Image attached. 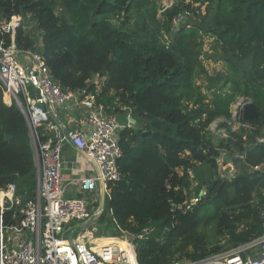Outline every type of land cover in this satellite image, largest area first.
Wrapping results in <instances>:
<instances>
[{
	"label": "trees",
	"instance_id": "obj_1",
	"mask_svg": "<svg viewBox=\"0 0 264 264\" xmlns=\"http://www.w3.org/2000/svg\"><path fill=\"white\" fill-rule=\"evenodd\" d=\"M165 1L172 5L160 13L153 0H0V21L23 20L20 52L44 58L62 89L98 90L107 114L134 121L119 132L121 178L109 185L97 226L109 237L125 232L138 264L196 261L264 234V176L251 170L264 162L256 141L264 130V0H186L205 4V14L177 31L172 18L193 9ZM134 14L139 31L128 28ZM204 39L229 67L207 92L197 84L210 79ZM239 97L255 106L256 119L214 136L210 125L229 120ZM222 152L233 157L230 176L218 171ZM35 178L27 123L4 104L0 85V189L16 184L32 197ZM3 221L10 224V212Z\"/></svg>",
	"mask_w": 264,
	"mask_h": 264
},
{
	"label": "built area",
	"instance_id": "obj_2",
	"mask_svg": "<svg viewBox=\"0 0 264 264\" xmlns=\"http://www.w3.org/2000/svg\"><path fill=\"white\" fill-rule=\"evenodd\" d=\"M171 5L169 1L159 12ZM193 20L195 13L185 9L172 18V30L182 25L190 28ZM19 29H24L19 15L0 21V85L4 104H15L27 123L36 187L32 197L18 193L16 184L0 189V264H138L135 247L125 232L109 237L97 226L99 193L104 190L106 204L110 199L109 185L121 178L118 137L122 129L129 127L130 116L124 125L107 114L98 102V90L92 93L87 88L62 89L52 80L44 58L17 49L15 36ZM19 54L25 55L22 63ZM100 81L95 78L94 83L98 85ZM74 113L81 116L87 130H66L61 122L71 123ZM42 130L44 133H40ZM63 141L86 157L90 169L83 177L61 178ZM256 141L264 144V130ZM251 170L264 176V162ZM70 189L79 195L67 196ZM5 212L11 213L10 224L3 221ZM80 224L85 227L67 239L65 232ZM101 238L122 244L96 243ZM173 264H264V234L196 261Z\"/></svg>",
	"mask_w": 264,
	"mask_h": 264
},
{
	"label": "rangeland",
	"instance_id": "obj_3",
	"mask_svg": "<svg viewBox=\"0 0 264 264\" xmlns=\"http://www.w3.org/2000/svg\"><path fill=\"white\" fill-rule=\"evenodd\" d=\"M156 2L157 5L161 6H165L168 5V2L165 0H153ZM185 1V4L190 5V8H192L193 12L195 13V20L192 21L196 22V21H200L201 17L205 14V4L204 5H200V4H196V3H192L190 1ZM28 22H29V26H28ZM140 21H138L136 19V15H133V21L131 22L130 25H128V28L133 30V31H139L140 30V25H139ZM25 25L28 26V28L30 30L33 29L34 25L33 23L28 19L27 20V24L25 23ZM212 40L211 39H204V45H203V52H202V56L201 59L203 61V65L204 68L206 70V73L208 75V78L205 77H201L197 80V84L200 85L203 89V91L207 92V87H212V86H217V85H221L223 84L224 80H225V76L228 74V70L229 67L226 65V63L221 59V60H217L215 61L214 58L215 54L213 53V49H212ZM25 55L23 54H19L18 58H19V62L22 63L23 61V57ZM219 78V79H218ZM239 100H242L240 103H238L237 101L232 105L231 108V118L227 121H224L222 119H217L215 121L212 122V124L210 125L209 130L211 131V133L216 136V137H220V138H224L227 136L228 131H233L236 129H239L240 127H242V125H244L242 123L241 117H242V113H243V107L244 105H246L248 102V100H245L244 98L239 97ZM232 114H235V117H233ZM114 117H116L118 120H120V115L117 114H110ZM225 124V125H223ZM248 132V131H247ZM224 153L227 152H222L220 155V158L218 159V171L221 175L225 176V175H231L233 173H235L237 171V169L231 164L229 166V168L225 169L222 168L221 165V157ZM195 201L193 200V203ZM103 211L98 212V216L102 214ZM85 226V225H84ZM81 229L75 231V233L77 234ZM109 238H101L100 240H106ZM100 240H97L96 243H99ZM114 241V240H112ZM221 244L227 245L226 240L223 239L221 242ZM225 248H228V246H225ZM183 261H186V259H182Z\"/></svg>",
	"mask_w": 264,
	"mask_h": 264
},
{
	"label": "crops",
	"instance_id": "obj_4",
	"mask_svg": "<svg viewBox=\"0 0 264 264\" xmlns=\"http://www.w3.org/2000/svg\"><path fill=\"white\" fill-rule=\"evenodd\" d=\"M81 116L79 117L78 113H74V120L70 123H64L61 122L64 127H66V130L69 128L73 129H83L87 130L88 128L85 126L84 123H82ZM76 125V126H75ZM60 157L62 161V169L60 171L61 178L66 180L68 178H76V177H83L85 173L90 169V165L87 163L86 157L83 153L78 151L76 148H74L69 142L63 141L60 146ZM79 194L75 192L73 189L69 190L67 192V196L70 197H76ZM100 197V196H99ZM99 202V198H98ZM85 226L82 224L80 225H74L73 227H70L65 232V237L68 239L75 237L77 234L75 231L79 229H83ZM80 230V231H81ZM79 231V232H80ZM101 244H108V241H102Z\"/></svg>",
	"mask_w": 264,
	"mask_h": 264
},
{
	"label": "water",
	"instance_id": "obj_5",
	"mask_svg": "<svg viewBox=\"0 0 264 264\" xmlns=\"http://www.w3.org/2000/svg\"><path fill=\"white\" fill-rule=\"evenodd\" d=\"M256 116H257L256 108L251 102L244 105L242 119L245 122H253L256 119ZM133 124H134V121L130 119L129 127H133ZM232 161H233V157L228 153L223 154L221 157V165L224 167L230 165ZM99 196H100L99 197V209L104 210L105 203H104V190L103 189H101Z\"/></svg>",
	"mask_w": 264,
	"mask_h": 264
},
{
	"label": "bare ground",
	"instance_id": "obj_6",
	"mask_svg": "<svg viewBox=\"0 0 264 264\" xmlns=\"http://www.w3.org/2000/svg\"><path fill=\"white\" fill-rule=\"evenodd\" d=\"M102 241H108V244L111 243V242H116V243H119V244H122L120 241H112L110 238L109 239H106V240H100L99 243H101Z\"/></svg>",
	"mask_w": 264,
	"mask_h": 264
},
{
	"label": "clouds",
	"instance_id": "obj_7",
	"mask_svg": "<svg viewBox=\"0 0 264 264\" xmlns=\"http://www.w3.org/2000/svg\"><path fill=\"white\" fill-rule=\"evenodd\" d=\"M248 103H249V102H248ZM241 118H242V117H241ZM242 120H243V119H242ZM243 121H244V120H243ZM224 154H225V153H224ZM228 154H229V153H228ZM231 164H232V163H231ZM231 164H230V165H231ZM223 167H224V166H223ZM225 167H226V166H225Z\"/></svg>",
	"mask_w": 264,
	"mask_h": 264
}]
</instances>
